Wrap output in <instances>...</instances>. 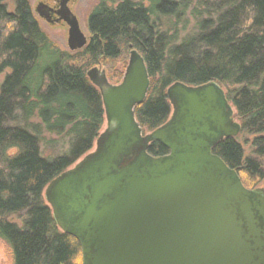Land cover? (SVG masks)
<instances>
[{"label": "trees", "instance_id": "trees-1", "mask_svg": "<svg viewBox=\"0 0 264 264\" xmlns=\"http://www.w3.org/2000/svg\"><path fill=\"white\" fill-rule=\"evenodd\" d=\"M148 1L99 0L88 17V45L72 52L46 33L29 0H0V77L7 72L0 81V239L12 264H82L81 244L58 226L44 192L100 137L105 109L89 71L106 67L119 85L127 69L119 64L132 50L150 77L147 97L135 109L145 132L170 120L172 85L215 82L237 110L240 136L254 137V155L264 156V0ZM196 2L207 7L208 18L194 34L170 36L165 20L180 19ZM48 136L69 140L67 148L45 157L43 144L58 143ZM239 138L220 141L212 152L255 189L264 167L246 157ZM148 153L165 157L170 150L153 142Z\"/></svg>", "mask_w": 264, "mask_h": 264}, {"label": "water", "instance_id": "water-1", "mask_svg": "<svg viewBox=\"0 0 264 264\" xmlns=\"http://www.w3.org/2000/svg\"><path fill=\"white\" fill-rule=\"evenodd\" d=\"M69 1L61 14L75 52L89 38ZM36 12L48 17L45 4ZM88 77L101 93L108 129L96 152L46 190L58 226L81 244L83 264H264V189H248L212 152L242 131L225 91L215 82L172 85V117L143 136L135 109L150 77L140 53L131 51L119 85L99 68ZM153 142L170 154L151 156Z\"/></svg>", "mask_w": 264, "mask_h": 264}, {"label": "rangeland", "instance_id": "rangeland-1", "mask_svg": "<svg viewBox=\"0 0 264 264\" xmlns=\"http://www.w3.org/2000/svg\"><path fill=\"white\" fill-rule=\"evenodd\" d=\"M29 1L32 5V8L35 10L36 4L39 2V0H29ZM136 1L142 2L145 6H149L148 0H136ZM196 1H198V0H196ZM210 1L215 2L217 0H210ZM98 2H99V0H75V3H74L75 12H76L78 18L80 19L81 28L87 37H89L88 24H87L88 23V17L91 14V12L94 10V8L96 7ZM6 4H8L10 11H14V5L12 4L11 1H7ZM196 6H198V9L196 11H194ZM203 8H207V7H204V6L199 7L198 2H196L194 4V6L192 8H190L187 11V13L184 16H182L180 19H176V18H172L171 20L166 19L165 24L168 23V25L165 26V30L169 31L170 36L173 35L175 33V31L178 32L176 34H178L179 40H181L183 37H185L189 34H194L193 32L196 31V27H197L199 21H201L202 19L208 18V14L205 11H203ZM41 25H42L43 29L46 31V33H48L55 42L61 44L64 49L69 50L67 47L68 34L65 32V30H62L59 28H50L49 26L44 25L43 22L41 23ZM130 57H131V53H129L128 56L126 55L125 57L122 58V62H125V64H123L122 62H121V64H119L120 70H122V65H127V68H128L129 62H130ZM98 68L102 71H105L107 73V77H108V75H109L108 68L102 67V66H99ZM124 73H126V71ZM5 74H3L0 77V81H2L5 78ZM108 79H109V77H108ZM109 81H110V79H109ZM110 83L114 84L111 81H110ZM234 112H235L234 118H236L235 121L237 123L241 124L239 118L237 117V110L235 107H234ZM172 115H173V112H172ZM172 115H171V117H172ZM107 129H108V122H107V118L105 116V122H104L103 128L100 132V135L104 134ZM149 134L150 133H147L143 130V136H147ZM53 138H55L58 141V143L56 145H45V144H43V146H42L43 155L45 157H54L56 155H59L62 153L63 150H65L67 148L69 140H58V138H56V137L48 136V139H53ZM238 138H239V141L244 146L243 148L245 150L246 157L257 158V156L254 155L253 148H252L254 137L249 136V135H243V136L239 135ZM97 141H98V139L96 140L94 148H93L91 153L96 152ZM84 158H82V159H84ZM257 160H259L264 167V156L258 157ZM76 165H74L71 169H75ZM47 188H46V190H47ZM255 189H264V179L260 182V184H258V186ZM255 189H252V190H255ZM46 190L44 192L45 201L51 207L50 202L46 198ZM16 221H18V220H16ZM0 264H12V255H11L9 249L7 248V246L5 245V243L1 239H0ZM82 264H83V256H82Z\"/></svg>", "mask_w": 264, "mask_h": 264}, {"label": "flooded vegetation", "instance_id": "flooded-vegetation-1", "mask_svg": "<svg viewBox=\"0 0 264 264\" xmlns=\"http://www.w3.org/2000/svg\"><path fill=\"white\" fill-rule=\"evenodd\" d=\"M64 1L65 0H39V2L36 4L34 14H35V16H36V18L40 24L43 22L44 25H47L50 28H59V29L65 30V32L68 34V37H69V26L62 19V14H61ZM74 3H75V0H70L68 2V7L74 13V15L77 16V14L75 12V8H74ZM40 4H45L46 11H47L46 14L48 15L47 18L40 17V15L36 12L37 7ZM79 21H80V19H79ZM88 33H89V31H88ZM89 37H90V35H89ZM67 47H68V41H67ZM232 107H233V105H232ZM235 120H236V118H235Z\"/></svg>", "mask_w": 264, "mask_h": 264}, {"label": "bare ground", "instance_id": "bare-ground-1", "mask_svg": "<svg viewBox=\"0 0 264 264\" xmlns=\"http://www.w3.org/2000/svg\"><path fill=\"white\" fill-rule=\"evenodd\" d=\"M33 12H34V9H33ZM68 49H69V47H68Z\"/></svg>", "mask_w": 264, "mask_h": 264}]
</instances>
